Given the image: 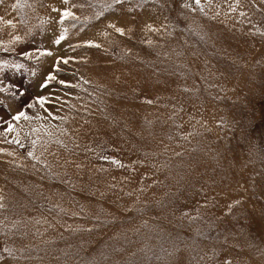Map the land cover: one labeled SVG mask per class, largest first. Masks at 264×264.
Returning <instances> with one entry per match:
<instances>
[{"label": "rangeland", "instance_id": "obj_1", "mask_svg": "<svg viewBox=\"0 0 264 264\" xmlns=\"http://www.w3.org/2000/svg\"><path fill=\"white\" fill-rule=\"evenodd\" d=\"M0 66V264H264V0H0Z\"/></svg>", "mask_w": 264, "mask_h": 264}, {"label": "snow or ice", "instance_id": "obj_2", "mask_svg": "<svg viewBox=\"0 0 264 264\" xmlns=\"http://www.w3.org/2000/svg\"><path fill=\"white\" fill-rule=\"evenodd\" d=\"M125 2H126V0H113V4H115V5H121V4H124ZM196 2H197V4H199V0H196ZM64 3H68V0H64ZM16 6H17V7H20L21 5H20L19 3H17ZM110 6H111V5H110ZM53 10H54V11H59V9H53ZM72 15H73V14H72L71 12H69V11H63V12H62V16L65 17V18L70 17V16H72ZM98 15H99V14H98ZM74 18H76V17H74ZM76 19H78V18H76ZM62 22H63V21H61V23H62ZM8 23L11 24L13 27H15V25L12 24L11 21H8ZM109 27L115 28V30H116L118 33H120L121 35H124V31H125V30H124L123 28H118V27H116L115 24H109ZM149 27H150V26H149ZM150 30L155 31L156 29H150ZM63 39H64V36L62 35V36L60 37V39L56 41V43L59 44L60 41L63 40ZM88 46H90V47H97V48L100 47L99 44H93L92 42H89V43H88ZM28 55H29V57L31 56V54H28ZM40 55H52V53H51L50 51H49V52H41ZM61 60H62V62H63L64 64H67V63L69 62L68 59L59 58V59L57 60V68H56L57 71H59V67H58V65L61 63ZM5 66H6V65H5ZM0 67H3V66H0ZM15 67H16L17 69H20V68H23V65H22V64H20V65H15ZM46 79H47V82H51V81H53V80L56 79V76L50 74V75L47 76ZM47 82L43 85L44 87H47ZM60 83H61V84H64L65 86H70V85H67L65 81H60ZM4 91H7V89L0 88V92H4ZM23 94H24L23 92H19V93H17V92H13V93H12L13 96L23 95ZM38 102H39L41 105H43V104L45 103V99L41 98V99L38 100ZM149 103H150V101H149ZM32 106H33V105H31V104L29 105V107H32ZM21 119L28 120V119H30V117H29L25 112H23V111L19 112L17 115H15V116L12 117V120H15V121H20ZM6 123L8 124L7 131H8V132H12V131L14 130V128H13V124L11 123V121H7ZM17 143H18V141H17ZM29 155H32V153H29ZM114 163H115V161H114ZM5 251H8V250L5 249Z\"/></svg>", "mask_w": 264, "mask_h": 264}]
</instances>
